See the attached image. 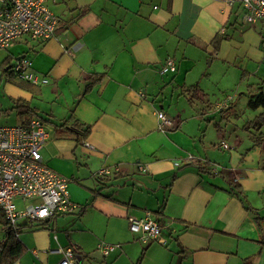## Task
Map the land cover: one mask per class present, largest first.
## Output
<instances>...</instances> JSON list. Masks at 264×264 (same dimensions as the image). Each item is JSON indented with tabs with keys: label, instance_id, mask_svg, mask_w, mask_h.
Instances as JSON below:
<instances>
[{
	"label": "crops",
	"instance_id": "obj_1",
	"mask_svg": "<svg viewBox=\"0 0 264 264\" xmlns=\"http://www.w3.org/2000/svg\"><path fill=\"white\" fill-rule=\"evenodd\" d=\"M50 7L60 19L54 38L24 37L33 41L30 55H10H26L49 77L40 94L29 91L36 106L29 104L40 113L47 98L45 127L54 130L46 129L43 159L71 180L80 207L44 224L21 220L25 251L13 264H58L57 250L67 248L80 264H177L179 256L181 264H264V127L254 124L264 108L236 127L237 114L228 113L235 95L213 105L206 89L215 66L226 74L241 69V89L264 92V79L250 84L264 72V22L248 23L242 6L223 0H60ZM77 41L82 47L67 51ZM168 58L177 70L161 73ZM96 74L104 78L86 92ZM160 111L173 125L161 124ZM61 119L90 127L88 137L55 128ZM114 166L121 171L100 182L98 170ZM147 212L165 244L144 243L130 230L128 217ZM101 242L120 248L104 257Z\"/></svg>",
	"mask_w": 264,
	"mask_h": 264
},
{
	"label": "built area",
	"instance_id": "obj_2",
	"mask_svg": "<svg viewBox=\"0 0 264 264\" xmlns=\"http://www.w3.org/2000/svg\"><path fill=\"white\" fill-rule=\"evenodd\" d=\"M58 1L0 0V52L24 37L41 42L53 38L60 19L51 9L50 2ZM223 1L229 7L236 4L242 6L248 23L264 22V0ZM81 47L82 42L77 41L69 52L75 53ZM11 69L19 78L31 84L43 85L49 82V77L37 72L32 60L26 56L15 61ZM176 70L174 58L166 59L161 67L162 73ZM231 98L228 96L223 106ZM157 115L162 125H173L164 112L160 111ZM48 139L49 133L39 117H32L26 123L17 125L0 123V209L14 229L19 227L23 219L31 224H39L58 215L76 213L80 207L71 200V180L44 162L42 149ZM223 147L228 148V145L223 144ZM140 169L145 170V167L141 165ZM120 171L118 166L103 167L98 170L97 178L105 181ZM128 220L130 230L139 234L142 242L166 243L162 227L150 212L142 218L129 216ZM119 248V244L106 242L98 245L104 257ZM57 251L62 254L58 264H80L79 255L73 248Z\"/></svg>",
	"mask_w": 264,
	"mask_h": 264
},
{
	"label": "rangeland",
	"instance_id": "obj_3",
	"mask_svg": "<svg viewBox=\"0 0 264 264\" xmlns=\"http://www.w3.org/2000/svg\"><path fill=\"white\" fill-rule=\"evenodd\" d=\"M30 43H33V41L26 42L25 40L19 39L15 41L8 50H4L0 52V110H1V118L0 123L2 124H9L13 125L19 122L20 117L16 114V110H14V103L15 100L19 97L27 98L29 99L28 102L32 103V105L36 106V101L31 98V95L28 93L29 90L24 88L22 84H26L25 81H22L17 76H14L13 78L7 75L2 74V67H1V61L7 54H13L15 56H18L19 53H22L25 49L27 50V46L30 45ZM28 55H30L29 51L27 50ZM212 70V77L215 79L214 84H210V88H206L209 92V99L208 103L215 104L216 101H222V99L230 94L235 95V99L233 102V106L235 111H228V113L232 112V114H237V119L235 120L234 124L236 127L240 125L243 122L241 120H245L246 122L250 119H253L254 114L253 110L251 109L247 102L252 97V94L246 90V87L241 89V69L237 72H229L225 73L223 70L219 67H211ZM263 73V74H262ZM260 73L257 77H252L250 79V84L257 83L258 81H262L264 79V72ZM262 74V75H261ZM261 78V80H259ZM249 84V85H250ZM240 85V89H238V86ZM27 91V93L25 92ZM47 100V98L45 99ZM43 101V103L40 105L42 108V111L38 112V117L41 119H46L47 115L43 111L48 110V103L47 101ZM224 100V99H223ZM5 110L8 111V113H4ZM61 115V114H59ZM261 117H257L255 120H258L256 124H263L264 127V120H259ZM63 120H57L55 122V128H58L57 125L62 124ZM45 123V122H44ZM255 123V122H254ZM251 125V123L249 124ZM46 129L49 130L50 133L53 132V125L47 124ZM46 150L42 149V154L45 155ZM1 237V236H0Z\"/></svg>",
	"mask_w": 264,
	"mask_h": 264
},
{
	"label": "trees",
	"instance_id": "obj_4",
	"mask_svg": "<svg viewBox=\"0 0 264 264\" xmlns=\"http://www.w3.org/2000/svg\"><path fill=\"white\" fill-rule=\"evenodd\" d=\"M55 35H56V32H55ZM53 38H51V39H53ZM222 38H223V36L221 34H219L213 40V45H214V47L217 50L219 48V43H220ZM39 42H41V41H39ZM74 43L75 42L70 44V46L67 49V51H70L71 46ZM24 56H26V55L19 56L14 61H13L14 57L12 55L7 56V58L1 64L2 74L3 75H7L8 74V76H10L12 78L14 76H17L12 71L11 65H13L14 62L17 61L19 58L24 57ZM103 78H104V74H96V75L91 76L90 82L87 84V87H86V92L90 91L97 83L101 82ZM19 79H21V78H19ZM22 81H24V80H22ZM22 86L24 88L28 89L31 92H34V93H37V94L41 93V89H40L41 85H34V84L29 83V82H26V84H22ZM190 90H191V95H192L191 98H195L196 94H197V92L199 90V86L198 85H194V86H192L190 88ZM248 106L251 109H258L260 107L264 108V92L260 91L257 94L253 95L250 98L249 102H248ZM13 109L16 110V114L21 119H25V121L23 123H26L32 117H35V116L38 117V110L36 108L31 107L29 102H28V100H26L25 98H22V97H19V98H17L15 100ZM4 113L7 114L8 111L5 110ZM0 114H1V111H0ZM259 120H264V118L261 117V118H259ZM42 121H43V119H42ZM45 121L47 122V121H50V120H48V119L46 120L45 119L43 122H45ZM257 121L258 120H254V122H255L254 124H256ZM57 127L59 129H63L64 128L66 130H69L70 132L72 130V131H75L77 133L78 132L82 133L84 137H88L89 132H90V127L84 129V126L81 125L80 123H78L77 121L73 122L72 125H70L69 127H68V124L66 122H63L62 124L57 125ZM197 168L200 171H204V172H208V173L212 174V172L209 169H205V167L197 165ZM100 182H102V181H100ZM236 189H237V186L234 187V192L239 196V198L243 201V203L245 205H247V203H246L247 202L246 195L242 191H240V190L238 191ZM247 208H249V206H247ZM150 213H151L152 216L154 215L153 212H150ZM154 219H156V218H154ZM156 220L159 222L158 219H156ZM46 222H47V220L43 221L40 224H44ZM159 224H160V222H159ZM160 226H161V224H160ZM21 229H22V227H20V226L17 229H14L13 227H11L9 225V223L7 222V220H6L4 213L0 209V236H1L0 237V264H13L24 253L25 245L22 243V241L19 238V233H20ZM162 232H163V228H162ZM139 239H140V237H139ZM151 242H153V241H151ZM151 242H148V243H151Z\"/></svg>",
	"mask_w": 264,
	"mask_h": 264
},
{
	"label": "water",
	"instance_id": "obj_5",
	"mask_svg": "<svg viewBox=\"0 0 264 264\" xmlns=\"http://www.w3.org/2000/svg\"><path fill=\"white\" fill-rule=\"evenodd\" d=\"M181 259H182V257L179 256L178 261H177V264H181Z\"/></svg>",
	"mask_w": 264,
	"mask_h": 264
}]
</instances>
